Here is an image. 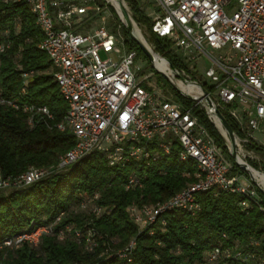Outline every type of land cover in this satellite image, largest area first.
I'll return each mask as SVG.
<instances>
[{
  "label": "built area",
  "instance_id": "1",
  "mask_svg": "<svg viewBox=\"0 0 264 264\" xmlns=\"http://www.w3.org/2000/svg\"><path fill=\"white\" fill-rule=\"evenodd\" d=\"M14 1L27 4L43 33L38 47L51 63L53 79L67 109L59 122L50 125L48 122L53 120V115L44 104L6 99L1 87L0 104L20 109L31 128L44 121L49 128L68 130L74 144L59 156L55 165L30 167L14 177H4L0 171V191L15 190L39 181L94 151L109 153L110 164L129 159L156 161L170 154L171 146L177 142L178 161L192 160L196 165L194 180L165 201L154 205H129L128 214L138 230L150 227L170 209L195 212L199 209L196 194L212 188L241 193L245 196L240 202L242 207H247L249 200L257 197L258 184L239 181L215 139L198 122L190 107L163 96L153 87H144V78L136 75V53L124 47L119 33L104 24L93 30H76V25L89 16V11L100 10L94 0ZM147 4L146 14L153 21L152 31L171 42L184 65L180 70L171 69L164 59L168 69L176 77L182 76L186 83L195 84L199 82L192 72L197 71L201 58L208 60L211 66L204 76L209 81L203 83L212 88L208 95L215 106L226 110L239 127L240 133L234 132L236 151L251 141L261 142L255 133L262 134L264 139V0H147ZM3 48L4 45H0V51ZM99 51L106 57L101 58ZM29 74L22 73L24 83ZM197 103L211 120L206 105ZM167 136L172 138L167 140ZM136 184H139L138 177L131 174L126 188ZM97 198L96 193L85 199L80 209L90 204L93 213L101 215L104 209L93 205ZM60 217L57 216L55 222ZM161 223L165 224L163 219ZM53 224L39 225L6 237L1 246L8 249H17L23 244L36 246L42 236L53 233ZM69 232L68 224L57 236L64 239ZM78 232L75 231L76 236ZM93 236L90 234L86 239V251L93 250L96 245ZM222 237L225 239V234ZM115 243L111 239V244ZM109 244L103 243L105 248L100 256L115 254L129 262L128 256L136 240L132 237L127 244L116 248ZM228 258H244L243 252L236 246H223L220 242L207 251L201 264H223Z\"/></svg>",
  "mask_w": 264,
  "mask_h": 264
},
{
  "label": "trees",
  "instance_id": "2",
  "mask_svg": "<svg viewBox=\"0 0 264 264\" xmlns=\"http://www.w3.org/2000/svg\"><path fill=\"white\" fill-rule=\"evenodd\" d=\"M101 1L94 0L99 7ZM125 1L135 21L146 27L153 51L166 58L174 68L184 67L171 42L152 31V19L139 8L136 0ZM116 19L124 47L140 51L117 15ZM42 38L43 33L25 2L0 0V45H4L0 51L2 95L19 103L48 106L53 115L48 124L53 125L62 119L67 104L53 79L46 53L38 47ZM24 72L30 73L26 83ZM163 82L169 86L175 100L191 108L198 122L228 155L232 171L243 172L204 108L179 94L166 78ZM199 83L211 93V87ZM143 85L151 89L145 81ZM218 109L232 130L239 134L234 119L226 110ZM48 124L41 121L31 128L20 109L0 104V171L4 177L17 176L30 167L55 165L59 156L73 146L74 138L68 130L59 131L49 128ZM247 148L264 151L253 141ZM178 150L179 145L174 142L170 154L162 159H129L113 164H110L109 153L94 151L59 172L0 195V264H201L207 251L220 242L223 246H236L244 257L228 258L223 264H252L253 261L261 264L264 261V195L258 187L257 197L250 199L247 207L240 205L245 199L241 193L212 188L196 194L199 209L193 213L181 208L170 209L142 230L130 220L126 212L129 205H154L165 201L194 180L195 163L178 161ZM247 163L264 172V162L258 165L249 159ZM131 174L138 177L139 184L126 188ZM96 193L98 198L93 204L102 207L103 213L95 217L86 210H79L81 202ZM59 215V221L55 222ZM71 222L82 230H86V226L91 228L96 239L93 250L84 251L83 244L73 240L71 233H66L64 239L58 238L57 233ZM49 224H53V233L42 236L36 246L23 244L17 249L1 246L6 237ZM132 237H135L136 246L129 253V262L115 254L100 256L104 242L110 243V247H121ZM111 239L117 241L115 245L111 244ZM252 241L257 244L251 245Z\"/></svg>",
  "mask_w": 264,
  "mask_h": 264
},
{
  "label": "rangeland",
  "instance_id": "3",
  "mask_svg": "<svg viewBox=\"0 0 264 264\" xmlns=\"http://www.w3.org/2000/svg\"><path fill=\"white\" fill-rule=\"evenodd\" d=\"M136 2L138 4L139 8L144 13H148L149 9H148L147 0H136ZM101 3H102V6L99 7L100 10L98 12L89 11V18L87 20H85L80 25V27L84 28L83 31H86L89 28H91V30L95 29L99 24H104L106 27H108V28L112 29L113 31H115L116 33H119L120 35H122V31L120 29L119 21L116 19L117 13H116L115 9L109 3L108 0H103V1H101ZM124 4H125L126 9L129 11L133 22L136 24L137 29L142 32L148 46L150 47V49L153 50L154 45L151 42V39L149 37V34L147 33L146 27L143 24H139L138 22L135 21L134 15L131 11V8L125 0H124ZM110 6L113 8V10L111 9ZM134 51L136 53V57L134 58V66L138 68L136 70L137 77L138 78H144V81L146 82V84L148 86L153 87L158 93H161L163 96L175 98V97H173L172 91L170 90L169 86L163 82V79H165L166 77H164L159 71H157L153 62L149 61V59L144 55V53L141 50L139 51V50L134 49ZM99 56L101 58L106 57L102 51H99ZM210 66H211V63L208 60H206L205 58H201L198 61L197 71L192 72V75L196 79V81H198V82H205V81L208 82L209 81L208 78H205L204 73H205L206 69L209 68ZM155 72H157V73H155ZM176 78H179V77H176ZM255 137L259 141H261V142H255V143L257 145H259L260 147L264 148V139L262 137V134L255 133ZM169 138H172V137H170V136L166 137L167 140ZM223 139H224V142H225V144L229 150V142L224 137H223ZM222 152H223V150H222ZM237 152H238L239 156L246 162L249 159L254 160L255 162H257L258 165H260L264 162V151L263 152H257V151L248 149L247 146H242L240 148V150L238 149ZM223 155L226 157V160L231 164V162L228 158V155L225 152H223ZM257 170L260 171L259 169H257ZM234 172L237 173V176H238L239 181L241 183L247 184V183H252L253 180L255 181V179L252 176H250L246 171L239 172L236 169ZM255 183L258 184L256 181H255ZM258 186H259V184H258ZM9 191L10 190H5V191L1 192L0 195L7 194V193H9ZM91 207H93V206L89 204V205H87V207L79 209V210H82V211L86 210L88 212V214L91 213L92 215L97 217L93 213ZM126 212L128 214L127 208H126ZM130 220L133 222L131 217H130ZM135 225L138 227L137 224H135ZM69 228H70L69 233H71V237L73 238V240H76L78 243L83 244V246H84L83 250L86 251V247H85L86 239L88 238V236L90 234L94 235V232H92V230H91V228H89V226H86V228H85L86 230H82L81 228L76 227L72 222L69 224ZM75 231H79L78 232L79 236L75 235ZM127 243H125V244H127ZM116 247H118V246H116ZM252 264H256V261H253Z\"/></svg>",
  "mask_w": 264,
  "mask_h": 264
},
{
  "label": "water",
  "instance_id": "4",
  "mask_svg": "<svg viewBox=\"0 0 264 264\" xmlns=\"http://www.w3.org/2000/svg\"><path fill=\"white\" fill-rule=\"evenodd\" d=\"M121 3L122 6V2H124V0H118ZM114 8V7H113ZM115 9V8H114ZM118 18L120 19V21L123 23V25L125 26L126 30L128 31L130 37H132L136 43L138 44L139 49L144 53V55L149 59V61L154 62V54L157 55L158 57L165 59L166 61H168L166 58L160 56L158 53L153 52L151 49H148L144 43L138 39V37H136V35L134 34V28H133V20L130 16L129 11L122 6L121 8V14L115 9ZM169 62V61H168ZM170 64V63H169ZM171 69H174V67L170 64ZM160 72V71H159ZM164 77H166L168 79V81L172 84V86L177 90V92L179 94H181L183 97L189 99V100H193L196 102H203L208 111L217 118V120L219 121L221 127L224 129L225 134L227 135L229 142H230V155L232 157V159L234 160V162L240 167V169L242 171H246L250 176H252L249 172L251 167L247 162L243 161L237 154L236 151V143H235V137H234V131L232 130V128L230 127L227 119L223 116V114L220 112V110L215 106L213 100L210 98V96L208 95V93L201 87V85L199 83H195L201 90V95L199 97H194L186 92H184L183 90H181L178 86H176L163 72H160ZM179 78L181 79V81L185 82L184 78H182V76L179 75ZM216 127V126H215ZM218 130V129H217ZM220 133V132H219ZM221 134V133H220ZM222 137H224V135L221 134ZM254 181V180H253ZM255 182V181H254ZM258 188L261 190V192L264 195V190L258 186Z\"/></svg>",
  "mask_w": 264,
  "mask_h": 264
},
{
  "label": "bare ground",
  "instance_id": "5",
  "mask_svg": "<svg viewBox=\"0 0 264 264\" xmlns=\"http://www.w3.org/2000/svg\"><path fill=\"white\" fill-rule=\"evenodd\" d=\"M108 1L121 14L122 6L125 7L124 2H122V6H121L120 1H118V0H108ZM133 28H134V34L136 35V37H138V39H140L144 43V45L148 49H150V47L148 46V44L144 38V35L142 34V32L140 30L137 29V26L135 23H133ZM153 64L158 70L162 71L176 86H178L184 92H186V93H188L194 97H199L201 95V90L196 84L185 83V82L181 81L180 79L176 78V76L172 73V71L170 69H168L165 60L161 59L160 57H158L155 54H154ZM210 118H211L214 126H216L218 131L222 135H224L225 139H227V141L229 142V139H228L227 135L225 134L224 129L221 127L217 118L214 117L212 114L210 115ZM229 146H230V142H229ZM249 172L252 175V177L255 179V181L259 184V186L264 189V172L258 171L257 169H254V168H250Z\"/></svg>",
  "mask_w": 264,
  "mask_h": 264
},
{
  "label": "crops",
  "instance_id": "6",
  "mask_svg": "<svg viewBox=\"0 0 264 264\" xmlns=\"http://www.w3.org/2000/svg\"><path fill=\"white\" fill-rule=\"evenodd\" d=\"M89 18V16L88 17H86V18H84L79 24H77L76 25V30H78V31H83L84 30V28H81L80 27V25L85 21V20H87ZM88 30H91V28H89ZM87 31V30H86Z\"/></svg>",
  "mask_w": 264,
  "mask_h": 264
}]
</instances>
